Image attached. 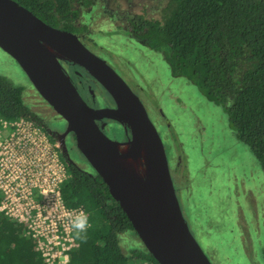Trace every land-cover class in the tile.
<instances>
[{
  "label": "rangeland",
  "instance_id": "obj_1",
  "mask_svg": "<svg viewBox=\"0 0 264 264\" xmlns=\"http://www.w3.org/2000/svg\"><path fill=\"white\" fill-rule=\"evenodd\" d=\"M163 5L164 0H98L93 11L84 10L80 15L86 24L81 40L104 58L142 101L161 136L169 170L175 167V175L179 174L176 183L174 172H170L182 213L210 262L264 264L261 165L250 148L236 139L222 106L208 101L185 78L172 76L159 52L137 43L124 31L127 16L158 17ZM0 74L23 87V102L46 119L51 130L63 127L64 120L1 48ZM92 88L99 104L112 102L98 83L82 87L81 92L89 96ZM105 133L115 140L125 136L123 125L116 121ZM67 151L76 164L92 172L77 148L69 144ZM120 242L126 253L144 247L132 229L122 233Z\"/></svg>",
  "mask_w": 264,
  "mask_h": 264
},
{
  "label": "trees",
  "instance_id": "obj_2",
  "mask_svg": "<svg viewBox=\"0 0 264 264\" xmlns=\"http://www.w3.org/2000/svg\"><path fill=\"white\" fill-rule=\"evenodd\" d=\"M16 1L46 23L82 35L86 24L80 15L93 11L98 0ZM123 27L134 41L159 52L172 76L185 78L222 106L236 139L264 172V0H164L158 17L129 15ZM22 89L0 74V118L22 116L39 124ZM61 158L68 172L63 200L69 207L83 206L90 220L76 233L79 244L69 251L68 264H159L145 247L123 251L120 236L133 230L125 212L99 175ZM24 231L0 213V264H43Z\"/></svg>",
  "mask_w": 264,
  "mask_h": 264
},
{
  "label": "water",
  "instance_id": "obj_3",
  "mask_svg": "<svg viewBox=\"0 0 264 264\" xmlns=\"http://www.w3.org/2000/svg\"><path fill=\"white\" fill-rule=\"evenodd\" d=\"M0 48L24 71L39 95L64 120L48 130L72 162L64 136L106 184L145 249L159 264H212L193 236L172 180L161 136L135 92L78 34L50 25L16 0H0ZM81 67L109 94L112 106L88 104L63 62ZM124 127L125 139L105 133V120ZM101 121L100 124L98 121ZM139 155L135 169L119 155Z\"/></svg>",
  "mask_w": 264,
  "mask_h": 264
},
{
  "label": "built area",
  "instance_id": "obj_4",
  "mask_svg": "<svg viewBox=\"0 0 264 264\" xmlns=\"http://www.w3.org/2000/svg\"><path fill=\"white\" fill-rule=\"evenodd\" d=\"M67 177L58 140L31 119L0 118V213L25 228L43 264H68L79 244L74 216L83 213L90 226L83 206L63 200Z\"/></svg>",
  "mask_w": 264,
  "mask_h": 264
},
{
  "label": "flooded vegetation",
  "instance_id": "obj_5",
  "mask_svg": "<svg viewBox=\"0 0 264 264\" xmlns=\"http://www.w3.org/2000/svg\"><path fill=\"white\" fill-rule=\"evenodd\" d=\"M137 14V13H136ZM136 14H132L130 16H135ZM77 34V33H76ZM79 38L81 39L82 35L81 34H78ZM83 38V37H82ZM63 65L65 67V69L67 70V72L69 73V75L72 77L73 79V82L77 85V88L79 90V92L81 93V95L83 96V98L85 99V101L90 104V105H99V106H112L113 105V101L109 104V105H101L98 103V99H97V96L95 95L94 93V90L92 88V91L90 93L89 96H86L85 94H83L81 92L82 90V87H86L88 88L89 86H93V84H96L95 83V80L92 79V77L90 75H88L86 73V71H84L81 67L77 66V65H73L71 63H67V62H63ZM85 91V89H84ZM37 116V115H36ZM38 117V121H39V124L45 129V130H50L49 126H48V121H46V119L42 118V117ZM105 120V119H104ZM110 121V123H109ZM100 120L98 121V123L100 124ZM104 122L105 123V126H104V130H106V128L112 124L114 121L111 120V119H107L105 120ZM64 126H65V122H64V125L62 128H59L58 130L61 131L64 129ZM126 135L123 137V140L125 139ZM64 140H65V143H66V146L68 148L69 144H72L73 147H75V140H74V136H73V133L72 132H68L65 136H64ZM76 148V147H75ZM74 161L73 164H76L75 160L72 159ZM169 163V162H168ZM90 167V166H89ZM175 168V167H174ZM174 168L172 167L170 172H174ZM91 171L94 172L92 170V168L90 167ZM176 169V168H175ZM90 172V171H88ZM179 176V174L175 175V172H174V178L176 179V183L177 182V177ZM173 179V178H172ZM175 185V183H174ZM175 189H176V186H175ZM177 193V192H176Z\"/></svg>",
  "mask_w": 264,
  "mask_h": 264
},
{
  "label": "clouds",
  "instance_id": "obj_6",
  "mask_svg": "<svg viewBox=\"0 0 264 264\" xmlns=\"http://www.w3.org/2000/svg\"><path fill=\"white\" fill-rule=\"evenodd\" d=\"M72 227L77 230V234L83 233L88 226L87 216L83 213L77 214L72 218Z\"/></svg>",
  "mask_w": 264,
  "mask_h": 264
},
{
  "label": "bare ground",
  "instance_id": "obj_7",
  "mask_svg": "<svg viewBox=\"0 0 264 264\" xmlns=\"http://www.w3.org/2000/svg\"><path fill=\"white\" fill-rule=\"evenodd\" d=\"M119 157L124 161H129L130 165L133 166L135 169L140 168V158L139 155H126V154H120Z\"/></svg>",
  "mask_w": 264,
  "mask_h": 264
}]
</instances>
